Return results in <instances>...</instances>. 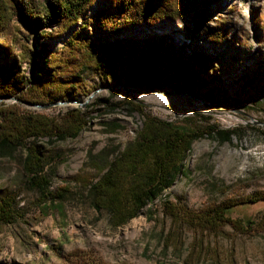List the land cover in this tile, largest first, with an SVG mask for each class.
<instances>
[{
    "label": "rangeland",
    "instance_id": "374dc122",
    "mask_svg": "<svg viewBox=\"0 0 264 264\" xmlns=\"http://www.w3.org/2000/svg\"><path fill=\"white\" fill-rule=\"evenodd\" d=\"M188 1L196 2L198 8L190 6L184 21L140 28L149 36L156 33L153 38H132L139 28L117 36L99 31L94 16L107 7L101 1L74 28L57 37L41 39L19 19L8 21L0 43L23 63L26 88L45 56L41 44L60 55L76 33L81 40L104 45L121 42L125 57L121 69L86 72L82 88L56 102L36 104L15 97L18 102L0 103L2 109L22 116H43L58 124L74 110L82 111L88 120L74 140L50 142L43 138L37 142L54 157L52 166L46 162L33 166L25 147L0 146V188L17 193L18 207L25 212L16 224L0 226V263L184 264L191 254L198 255L202 245L203 260L191 264H264V199L255 202V197L264 194V105H254L264 90V0ZM201 11L206 14L205 31L200 30ZM129 40L136 42L131 46ZM129 59L141 65L148 79L149 72H158L156 79L149 80L156 87H131L144 92L132 95L106 90L119 85L117 77L125 74ZM0 61L4 63L2 55ZM129 102L162 121L188 118L208 133L210 128L236 132L230 143L220 144L210 137L196 142L185 163L187 177H179L164 197L173 202L181 197L195 213L225 201L251 199L252 203L231 216L243 228L228 225L220 237L185 230L181 243L166 249L164 240L173 228L162 201L156 202L151 219L143 215L119 229H110L106 215H98L90 207L82 186L96 171L88 167V155L122 150L142 128L143 118ZM58 103L65 104L32 107ZM248 218L253 225L245 224Z\"/></svg>",
    "mask_w": 264,
    "mask_h": 264
},
{
    "label": "trees",
    "instance_id": "16d2710c",
    "mask_svg": "<svg viewBox=\"0 0 264 264\" xmlns=\"http://www.w3.org/2000/svg\"><path fill=\"white\" fill-rule=\"evenodd\" d=\"M98 1L104 2L107 7L98 11L94 21L96 28L108 36L137 28L151 29L159 22L184 21L190 6L198 8L196 2L188 0H0V33L6 29L8 21L17 18L38 38L57 37L74 28ZM205 15V11H201L198 16L202 21V31L207 25ZM129 42L132 46L136 41ZM41 47L45 56L41 66L36 68L30 87L26 88L21 70L23 63L0 43V55L4 59V63L0 61V98L13 96L36 104L53 103L82 88L86 72L121 69L125 57L121 42L104 45L93 40H81L77 33L64 44L60 55L51 53L47 44H41ZM28 57L33 62L29 54ZM129 60L131 62L125 74L117 77L119 85L137 89L156 87L149 80L156 79L154 77H158V72H149L148 79L141 65ZM185 79L191 86L188 77ZM128 105L142 116V128L122 150L114 148L111 154L105 151L96 155L90 153L88 167L96 174L82 186L86 201L98 215H106L109 228H123L143 215L151 219L154 206L160 201L164 215L173 228L164 240L166 249L173 243L180 244L185 230L220 237L224 235L223 228L228 225L235 229L239 226L243 228L240 221L232 220L231 216L239 207L252 203L251 199L238 203L225 201L195 213L186 207L181 197H177L175 202L164 197L179 177H187L185 163L196 142L210 137L220 144L230 143L236 132H216L210 128L208 133L206 128L188 118L162 121L145 115L134 103L129 102ZM254 105H264V90ZM0 117V146L9 144L27 148L35 167L43 162L52 166L54 161V157L38 145L39 140H74L88 125L86 115L80 110L67 113L60 124L43 116H22L2 108ZM115 128L120 129V126ZM28 142H31L30 146ZM17 199V193L0 188V226H12L23 220L25 212L18 207ZM261 199H264V194L255 197V202ZM245 224L253 225L251 218ZM203 250L200 245L198 255L191 254L183 263L202 261Z\"/></svg>",
    "mask_w": 264,
    "mask_h": 264
},
{
    "label": "water",
    "instance_id": "95a60500",
    "mask_svg": "<svg viewBox=\"0 0 264 264\" xmlns=\"http://www.w3.org/2000/svg\"><path fill=\"white\" fill-rule=\"evenodd\" d=\"M116 89H119V90H123L124 92L132 95V93H144V92H140L138 90H135L131 87H127V86H124V85H118V86H115L113 88H106V90H116ZM100 90H97L95 91L90 97H89V100H91L97 93H99ZM151 93H155V94H159L161 92H151ZM179 94V93H177ZM184 96H186V94H183ZM3 101H19L18 99H16L15 97H11V96H8V97H1L0 98V103L3 102ZM61 104H65V103H58V104H51V105H47V106H41V105H32V107L34 108H38V109H46V108H49V107H52V106H56V105H61ZM67 104V103H66ZM80 106H83V105H80Z\"/></svg>",
    "mask_w": 264,
    "mask_h": 264
},
{
    "label": "bare ground",
    "instance_id": "6f19581e",
    "mask_svg": "<svg viewBox=\"0 0 264 264\" xmlns=\"http://www.w3.org/2000/svg\"><path fill=\"white\" fill-rule=\"evenodd\" d=\"M147 30V29H146ZM134 34L131 36L132 38H138V39H144V38H148V37H155V34L156 33H153L152 32V34H151V36H149V35H147L145 32H143V30L142 29H137L136 31H134L133 32ZM158 33V32H157ZM146 98H148V97H146ZM175 100H178V101H182V102H184V103H189V102H191L190 100H188L187 98H185V97H176V98H174Z\"/></svg>",
    "mask_w": 264,
    "mask_h": 264
}]
</instances>
